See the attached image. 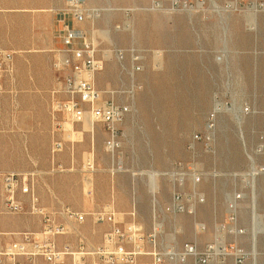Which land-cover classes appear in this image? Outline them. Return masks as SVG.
I'll return each instance as SVG.
<instances>
[{
    "label": "rangeland",
    "instance_id": "obj_1",
    "mask_svg": "<svg viewBox=\"0 0 264 264\" xmlns=\"http://www.w3.org/2000/svg\"><path fill=\"white\" fill-rule=\"evenodd\" d=\"M84 1L100 10L92 22H75L65 12L68 0H0V48L14 51L16 68V94L0 95V199L3 172L34 171L39 201L49 209L96 211L111 205L119 212L118 222L124 224L130 221L127 213L135 202L137 221L146 231L158 224L166 243L180 245L196 237L202 244L212 239L214 226L226 218L231 192L248 191L244 180L233 175L247 171L246 152L254 150L260 136L264 140V11H252L251 0H237V8L229 4L231 0H214L217 8L211 0H177L173 9L169 0ZM154 1L161 7H154ZM186 1L192 6L186 8ZM198 2H203V8ZM66 26L93 38L104 62L96 85L120 91L114 98L126 106L119 125L121 148L114 157L104 149L107 130L102 125L91 132L88 121L74 123L63 114L51 116L52 101L65 98L56 90L69 71L54 70L52 61L65 48ZM115 49L126 51L127 70L115 58ZM133 49L142 55L143 70L132 76L136 83L132 90ZM153 50L163 53L157 65ZM5 85L9 90V83ZM215 99L240 108L242 128L229 112L213 111ZM210 123L213 140L208 144L194 140L195 134L207 133ZM56 140L62 147L52 152ZM88 159L93 161L92 172L83 167ZM178 162L203 174L195 187L187 177L180 190L191 194L195 188L205 195V202L196 204L195 214L161 213L155 219L154 210L159 213L170 201L172 184L167 176L150 179L146 173L167 171ZM156 185L162 186L160 192ZM261 199L256 211L264 213ZM248 203L245 196L239 203V224L247 229L239 243L250 251ZM196 221L207 225L205 233L196 235ZM40 226L38 217L4 213L0 204V232ZM82 228L93 244L107 229L90 219ZM10 238L0 236L1 241ZM257 239L263 251L264 233ZM257 264H262L261 255Z\"/></svg>",
    "mask_w": 264,
    "mask_h": 264
},
{
    "label": "built area",
    "instance_id": "obj_2",
    "mask_svg": "<svg viewBox=\"0 0 264 264\" xmlns=\"http://www.w3.org/2000/svg\"><path fill=\"white\" fill-rule=\"evenodd\" d=\"M154 3L158 4V1ZM177 3V0H169L170 8H175ZM255 4L258 12L264 10V2ZM202 5L203 2L201 8ZM184 6L188 8L192 5L186 1ZM65 12L78 23L92 22L100 14L99 9L88 7L84 0H68ZM62 40L65 48L54 56L52 67L56 71L68 70L69 73L63 83L60 81L61 86L56 90L62 91L65 98L52 101L51 116L55 119L57 115L63 114L74 123L88 121L91 132L95 125H102L107 130L104 149L114 157L121 148L122 131L119 125L126 112V106L114 98L120 91L97 87L96 75L103 69L104 62L98 56L99 51L93 38L86 31L66 26ZM152 52L157 65L163 53L160 50ZM114 53L122 69L127 70L123 65L126 51L115 49ZM130 55L129 74L133 90L136 83L132 76L143 70V63L139 51L133 49ZM7 82L9 90L6 89ZM6 91L16 94L14 51L0 48V95ZM207 128L206 134H195L194 140H203L207 144L212 141L214 124H208ZM61 147V141H54L52 152L60 150ZM246 155L249 166L247 171L241 173H247L252 181L264 178L262 136L258 138L254 150L251 153L246 152ZM83 167L85 171H94L92 159H88ZM58 170L63 171L61 165H58ZM161 175L168 177L172 191L170 201L160 212L154 210V218L157 219L161 213L195 214L196 204L205 202V195L195 188L191 194H186L180 187L187 177H190L195 187L203 174L191 171L178 162L171 169L155 176ZM34 176V171H5L1 174L2 212L34 215L39 218L41 226L35 230L0 232V236H11L8 241L0 240V264H249L250 253L239 243V238L247 233V229L239 224V203L244 198L241 190L231 192L227 201L226 218L214 226L212 239L201 244L195 237L194 240L177 245L166 243L160 238L158 224L149 231L144 229L136 219L135 202L127 213L130 221L124 224L118 222L119 212L111 205L96 211H78L67 206L55 209L44 207L35 190ZM23 196H26V200ZM255 211V208L251 209L253 215ZM88 219L93 224H104L107 227L100 242L96 244L89 242L83 232L82 226ZM194 228L196 235L207 231V225L201 221H196ZM228 235L233 236L232 241L227 240ZM63 237L71 241H61Z\"/></svg>",
    "mask_w": 264,
    "mask_h": 264
},
{
    "label": "bare ground",
    "instance_id": "obj_3",
    "mask_svg": "<svg viewBox=\"0 0 264 264\" xmlns=\"http://www.w3.org/2000/svg\"><path fill=\"white\" fill-rule=\"evenodd\" d=\"M210 2L214 6V4H215L214 0H211ZM255 3H256V0H253L251 9L254 12L257 11ZM229 4L233 8H237L238 1L237 0H231ZM153 6L154 7H161V5L159 3L158 4L154 3ZM197 6L200 7V2H198ZM215 7H216V4H215ZM224 22H225V20H224ZM225 25H223L224 28H226ZM106 56H107V58L109 57V59H110V55L109 54H107ZM239 109H237L234 105H231L230 107L226 106L221 101H219L218 99H215V103H214V107H213V111L214 112L219 113V112L227 111L230 114H232L234 116V118H235L234 120H236V123L239 125L240 128H242L241 123H242L243 120L241 119V116H240L241 114H239V111H238ZM240 131L242 132V130H240ZM239 136L241 137L240 139H242V141L244 142L243 144L245 146L246 144H245L243 132L240 133ZM121 168L122 167H119L120 170H121ZM136 174H140L141 175V174H144V172H140V173H136L135 172V173H133V175H136ZM146 174L149 176L150 179H152V178H154V176L156 174H158V172L149 171V173H146ZM237 175L240 176V179L242 181L244 180L243 181L244 186L246 185L247 188H248V191L243 192L244 196L247 197V199H249V203H248V205H246L245 208H249V209L250 208L251 209L255 208V209H257L259 196L262 198L261 200L264 201V178H261L258 181H252V180H250V178H249L247 173H239V174L236 173V175H233V177H235ZM153 187H154V185H153ZM155 189H157V191L160 192L162 190V186L161 185H159V186L156 185ZM154 190L152 189L153 193H154ZM251 209H250V211H251ZM263 220H264V213H261V212H259L257 210V211H255V214L253 215L250 212V225H251V229H250L251 230V243L250 244L251 245H250L249 253H250V256H251V259H252V262H253L252 264H257V256L258 255H261L262 264H264V250L263 251H259V249H258V239H257L258 233H264V227H263V222L264 221Z\"/></svg>",
    "mask_w": 264,
    "mask_h": 264
}]
</instances>
